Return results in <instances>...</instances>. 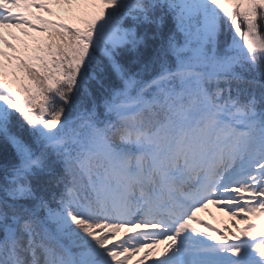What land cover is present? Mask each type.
<instances>
[{"label":"snow or ice","instance_id":"snow-or-ice-1","mask_svg":"<svg viewBox=\"0 0 264 264\" xmlns=\"http://www.w3.org/2000/svg\"><path fill=\"white\" fill-rule=\"evenodd\" d=\"M11 28L49 36L0 48V264H264V0H0Z\"/></svg>","mask_w":264,"mask_h":264},{"label":"rangeland","instance_id":"rangeland-1","mask_svg":"<svg viewBox=\"0 0 264 264\" xmlns=\"http://www.w3.org/2000/svg\"><path fill=\"white\" fill-rule=\"evenodd\" d=\"M55 7V13H57V15L59 16H66L67 17V14L63 11L62 7L60 6H54ZM34 14L38 15V16H46L48 18H52L53 19V16L52 15H48V13L46 12H43V11H33ZM57 15H55L56 19H57ZM6 30L7 32H4V34H8L9 32L13 33L11 29H4ZM14 30V29H13ZM12 36V35H11ZM30 37V35L28 36H25V39H23V41L20 43V47L23 49V50H28L31 43H33V39L35 40H39V38H32V39H28ZM23 38V37H22ZM30 43V44H29ZM15 44V42H14ZM6 51L10 54L11 53V48H8L6 47ZM197 217L198 219L204 221L206 224L214 227V228H221V227H224V226H227L229 228L232 227V224H235L237 227H242L243 225L240 223L239 220H235L233 221L232 218L227 215L225 212H222L220 211L217 207L213 206V205H208L207 209L205 210H201L200 212L197 213ZM220 219V220H219ZM249 219H252V217H249ZM220 221V223L218 222ZM195 227L197 228H200L201 225L199 224H196L194 225ZM234 230V229H233ZM159 248L162 249L163 248V244L159 245ZM159 253H155V255H158ZM138 258V256H133L131 258V261L129 262V264H132V262H134L136 259Z\"/></svg>","mask_w":264,"mask_h":264},{"label":"trees","instance_id":"trees-1","mask_svg":"<svg viewBox=\"0 0 264 264\" xmlns=\"http://www.w3.org/2000/svg\"><path fill=\"white\" fill-rule=\"evenodd\" d=\"M55 13V12H54ZM57 14V13H56ZM54 17H56L55 15H53ZM65 17V20L66 22L70 23V24H74L76 23L75 21L69 19L68 17L64 16ZM56 19V18H55ZM55 19H49V20H55ZM48 20V19H46ZM30 35V37L28 38L29 40L32 39V38H39V40H35L33 39V43H31L30 47L28 50H23L21 47H20V43L23 41V39H25V36H20V34H17L16 38H13V39H10L9 38H5V40L8 42V43H11L15 46V51L13 49H11V53L9 54L8 52L4 51L5 53H7L8 55H31L32 54V49L35 48V47H38V46H42L43 45V42L48 38L49 36V32L45 31V32H39V31H33L32 29H28L27 30V36ZM23 37V38H22ZM32 37V38H31ZM13 40V41H12ZM15 42V44H14ZM30 44V43H29ZM0 48H3V47H0ZM4 49V48H3ZM5 65L8 64V61L5 60L4 61ZM9 79H11V75L9 74ZM251 78V77H249ZM15 86V85H14ZM256 91L257 95L259 94V87L258 85L257 86H254V87H251L249 88V91ZM58 191V189H56Z\"/></svg>","mask_w":264,"mask_h":264}]
</instances>
